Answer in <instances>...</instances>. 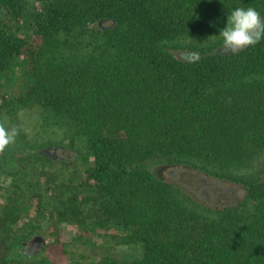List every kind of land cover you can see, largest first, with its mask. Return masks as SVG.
<instances>
[{
	"label": "trees",
	"instance_id": "obj_1",
	"mask_svg": "<svg viewBox=\"0 0 264 264\" xmlns=\"http://www.w3.org/2000/svg\"><path fill=\"white\" fill-rule=\"evenodd\" d=\"M236 7L264 17V0H0V79L18 69L29 83L12 98L0 94V114L29 110L42 133L71 130L86 147L76 157L90 162L74 198L58 206L17 190L0 214V264H63L69 224L83 237L122 231L113 240L139 249L97 264H264V171L240 173L264 157V40L224 50L219 30ZM17 133L8 160L26 148L45 159L55 140ZM151 159L178 175L196 170L198 188L220 197L245 194L202 214L173 172L167 181L142 166ZM84 190L92 191L77 199ZM22 214L46 219L51 242L35 254L24 248L42 234L39 222L3 259Z\"/></svg>",
	"mask_w": 264,
	"mask_h": 264
},
{
	"label": "rangeland",
	"instance_id": "obj_2",
	"mask_svg": "<svg viewBox=\"0 0 264 264\" xmlns=\"http://www.w3.org/2000/svg\"><path fill=\"white\" fill-rule=\"evenodd\" d=\"M185 44L184 41L173 42L169 46ZM29 86V83L26 79H22L18 69L15 73L9 74L5 79H0V94L12 98L23 93ZM40 119L36 115H30L29 110L22 111L18 113H6L2 112L0 114V124H3L5 127L12 129L22 128L25 131L26 137L39 138L42 133V126L40 124ZM61 129L56 128L54 133L51 129L47 130L45 133H42L41 136L48 137L52 136L54 142L47 146L58 147V149H51L47 151L45 159H36L31 154V149H24L18 154L14 155V158L18 159L19 156H23L18 160H11L10 152L7 151L8 147L0 152V156L5 157L6 161L0 165V214L11 207V201L16 197V192L19 189L32 190L35 193L39 194V198L43 206L54 207L61 204L62 201H65L72 197V193H75L74 187L78 185L80 175L82 170L90 165V162H80L76 157L78 153H85L86 147L82 139L78 136H74L70 132L64 134V132L59 131ZM52 132V133H49ZM45 135V136H44ZM69 140L73 141L71 144ZM8 158H11L8 160ZM2 161L0 160V163ZM29 162H32L29 167L30 172L25 175L26 166ZM8 164L9 166H5ZM147 170L154 172L156 175L161 176L164 180H172L173 167L168 166L167 160L162 159H151L147 160L142 164ZM264 171V157L260 156L255 158L252 161V165L245 166L240 172L242 176H247L249 173L254 172L255 170ZM16 171L19 172V176L16 174ZM25 176V177H22ZM176 179H181L180 176H174ZM17 178V180H16ZM20 180V182H18ZM182 180V179H181ZM190 189H197L194 183L189 184ZM197 187V188H196ZM189 189V190H190ZM92 190H84L82 193H76L78 196L77 199H81L82 196L90 195ZM203 195L199 198L196 194H193L189 191L191 195L195 198L197 202L201 204L202 207L189 203L193 209L197 210L202 214L213 216L220 207L224 205H231L237 200H242L244 196V191L241 188H237L233 194H230L226 197H220V195L209 189L207 192L202 190ZM239 202V201H238ZM188 203V202H187ZM236 203V202H235ZM204 207V208H203ZM209 210H206V209ZM78 220V218H77ZM43 230L42 234L46 240V243L51 242V238L45 236L52 229V226L46 222V219H43L34 216H29L27 214H22V216L17 220L16 224L13 226V231L10 232L12 239L10 240L11 246L10 251L6 256H3V259H8V256L14 255L16 251L15 243L17 240L24 238L32 230V226H39ZM122 231H116L114 229L110 230L109 234L103 232H96L89 235L81 236L83 234L81 231L75 230L72 225H67L62 232V236L65 238L67 245L64 246L65 254L62 255L63 264H97L96 260L101 259L105 255H112L119 258H137L140 257L139 249L132 245L119 244L117 241L113 240L111 234H117ZM45 234V235H44ZM35 236V235H34ZM33 236V237H34ZM88 236V237H87ZM27 238L23 244L33 238ZM45 243V244H46ZM49 249H45L40 255H47ZM13 258V257H12ZM10 261H8L9 264Z\"/></svg>",
	"mask_w": 264,
	"mask_h": 264
},
{
	"label": "clouds",
	"instance_id": "obj_3",
	"mask_svg": "<svg viewBox=\"0 0 264 264\" xmlns=\"http://www.w3.org/2000/svg\"><path fill=\"white\" fill-rule=\"evenodd\" d=\"M225 51L238 53L264 40V17L254 7H236L227 13L226 22L219 30ZM15 128L0 124V152L4 151L17 136Z\"/></svg>",
	"mask_w": 264,
	"mask_h": 264
},
{
	"label": "flooded vegetation",
	"instance_id": "obj_4",
	"mask_svg": "<svg viewBox=\"0 0 264 264\" xmlns=\"http://www.w3.org/2000/svg\"><path fill=\"white\" fill-rule=\"evenodd\" d=\"M51 149H58V147H47V148H45L43 151H44V153L45 154H48V153H46L47 151H49V150H51ZM182 169V170H181ZM181 169H179L181 172V174H182V177H181V179L182 180H180V179H178V180H176L178 183H180V184H183V186L186 188V190H188V191H190L191 193H193V194H196L197 195V197H201L203 194L201 193V192H204V191H202V190H205V192H207L208 190H209V188L210 187H206V186H202L201 188H198V190L197 189H190L189 187H190V185L189 184H192V183H194V185L196 186V184H198V182H196V181H194V176L195 175H198L196 172V170H193V169H189V168H186V167H184V168H181ZM176 170V169H175ZM173 174L176 176H178V173H176V171H173ZM200 174V173H199ZM180 176V175H179ZM196 177V176H195ZM198 177V176H197ZM182 181V182H181ZM187 184H188V186H187ZM190 189V190H189ZM32 239V238H31ZM31 239H29V240H27L25 243H24V248L25 249H27L28 251H29V247H30V244H31Z\"/></svg>",
	"mask_w": 264,
	"mask_h": 264
},
{
	"label": "water",
	"instance_id": "obj_5",
	"mask_svg": "<svg viewBox=\"0 0 264 264\" xmlns=\"http://www.w3.org/2000/svg\"><path fill=\"white\" fill-rule=\"evenodd\" d=\"M102 20L99 22V24H101ZM46 240L43 236L41 235H35L32 239H31V244L29 247V251L32 254H35L37 252L40 251L41 248H43V246L45 245Z\"/></svg>",
	"mask_w": 264,
	"mask_h": 264
}]
</instances>
